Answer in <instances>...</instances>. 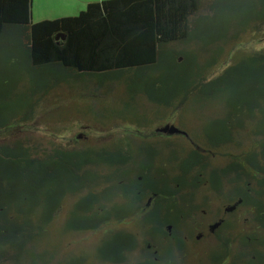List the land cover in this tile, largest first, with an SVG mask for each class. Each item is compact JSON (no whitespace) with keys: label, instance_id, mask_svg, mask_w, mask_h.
<instances>
[{"label":"trees","instance_id":"16d2710c","mask_svg":"<svg viewBox=\"0 0 264 264\" xmlns=\"http://www.w3.org/2000/svg\"><path fill=\"white\" fill-rule=\"evenodd\" d=\"M32 5L0 0V264H57L58 258V264H121L128 253L119 248L123 236L134 230L130 220L140 218L139 229L167 223L128 217L121 209L123 173L129 193L137 181L135 158L145 161L141 149L121 156L114 146L107 158L98 137L82 134L85 141L75 140L82 145L71 147L52 132L41 139L28 135L33 132L25 122L39 109L58 129L53 99H47L59 97L60 85L76 83L65 91L77 99L86 84L124 87L121 120L139 128L173 117L182 126L196 124V134L213 135L218 127L208 119H235L242 127L235 133L245 136L220 142L221 181L243 183L264 174V49H246L264 38V0H102L76 16L38 22ZM139 97L158 106L153 118L138 115ZM87 112L84 119L97 131L112 126ZM173 179L182 182L176 174ZM169 223L179 228L180 222ZM256 225L252 263L264 264V222ZM52 228L65 238L102 237L53 248ZM234 228L240 227H221ZM245 240L234 238L225 251L233 264L245 263Z\"/></svg>","mask_w":264,"mask_h":264},{"label":"flooded vegetation","instance_id":"af4514ba","mask_svg":"<svg viewBox=\"0 0 264 264\" xmlns=\"http://www.w3.org/2000/svg\"><path fill=\"white\" fill-rule=\"evenodd\" d=\"M172 118L150 120L133 129L134 134H105L101 138L107 158L114 146L121 156L136 149L145 155L141 164L135 158L137 181L129 193L124 187L131 182L123 173L121 209L129 213L128 217L167 222L164 229L125 233L119 248L128 253L122 256L121 264H233L225 251L232 249L234 238L246 239L250 251L244 264H253L252 249L260 238L256 222H264V174L243 183L222 182L218 168L222 160L220 142L244 137L235 133L242 132L241 123L231 118L208 119L219 132L196 134V124L182 126ZM173 126L178 131L171 133ZM228 130L232 133H226ZM82 137L79 134L78 138ZM201 140L216 143L202 147L198 143ZM227 158L233 167V156ZM175 174L182 182H174ZM169 221L180 222L179 228L173 229ZM237 223L246 230L221 229Z\"/></svg>","mask_w":264,"mask_h":264},{"label":"rangeland","instance_id":"374dc122","mask_svg":"<svg viewBox=\"0 0 264 264\" xmlns=\"http://www.w3.org/2000/svg\"><path fill=\"white\" fill-rule=\"evenodd\" d=\"M97 1H102V0H74L72 8H70L72 11L71 15L68 16H76L86 8V5L90 2H97ZM33 17V16H32ZM67 17V16H65ZM247 50H262L264 49V38L260 41L254 40L250 41L248 45L246 46ZM69 86L66 85H60L59 92V97L57 98H48L47 101L52 100L53 106L52 109L55 111L51 115L54 120H58L59 123H56L58 126V129L55 127V125H48L44 122L43 111L42 109L37 110L38 113L35 114L33 118L30 120L26 121L25 124L29 127H31L30 132H33L32 134H28L30 136H33L34 138H42L44 134H49L52 132L53 134L56 135V138L59 141H62L65 144H68L71 147H79L82 144L81 143H76V139H78L79 134H84L87 135L90 139L93 137H98V139H101L104 137L105 134H119V133H133V129L136 127L134 125H129L128 122H123L121 118L123 115L120 114L122 111V107L124 104L127 102V93L124 87H119L117 84L110 83V87H108L106 84L101 85L98 88L97 86L91 87L85 85V88H81L80 90V98H73L72 95L69 97L70 93H67L65 89H70L71 91L75 89L78 85H73V84H68ZM120 85V84H119ZM72 86V87H71ZM98 89V90H97ZM102 91L105 94H107V97H102L100 94L95 93ZM70 92V91H69ZM91 92V93H90ZM90 93L91 98L95 100L96 102H92L89 104L90 101H88V98L83 99V97H86ZM126 99V100H125ZM125 100V101H124ZM139 104L138 105V115L142 117H148L153 118L155 115L154 112L157 111L158 106H153L149 104V102L145 99H142V97H139L138 99ZM89 105V106H87ZM76 106V107H75ZM87 106V107H85ZM153 107H157L156 109ZM90 109V112L93 114V117L99 118L102 123H109L110 127H108L105 130L97 131L96 129L92 128L91 125L88 124V121L84 119V114L87 115V111ZM151 109H155L153 111H150ZM149 112V114H148ZM133 116V115H131ZM71 121V123H69ZM87 121V122H86ZM68 123V124H67ZM92 123V122H89ZM53 129H51V128ZM139 128V127H137ZM101 129V128H100ZM57 131V132H56ZM27 134H25L26 136ZM45 137V136H44ZM84 137H82L79 140H83ZM85 141V139H84ZM140 219V218H139ZM139 219H133L128 222V226L131 229H139V225L137 224L136 220ZM63 217L60 218L59 223H62ZM58 223V226H59ZM237 225H239L237 223ZM237 227V226H236ZM240 228H234L236 229H243L241 225H239ZM59 229H62V225L58 227ZM118 229V226H113L112 229ZM55 228H52V231L50 232L49 236V244L53 248H57L58 242L60 243L61 246L66 247V243H71V245L74 247L76 245H81L82 243L85 242V239L87 237L91 238V241L87 242V245L91 244L92 242L98 243L99 240L102 237V233H97L92 235L91 233H86L85 235H74L72 237L69 235L68 237L66 236L67 240L65 237L61 236L60 233L55 234ZM53 232V233H52ZM65 252V251H64ZM60 261V258L57 259L56 263L58 264Z\"/></svg>","mask_w":264,"mask_h":264},{"label":"crops","instance_id":"0c3cea01","mask_svg":"<svg viewBox=\"0 0 264 264\" xmlns=\"http://www.w3.org/2000/svg\"><path fill=\"white\" fill-rule=\"evenodd\" d=\"M72 1L74 0H33V20L38 22L71 15Z\"/></svg>","mask_w":264,"mask_h":264},{"label":"water","instance_id":"95a60500","mask_svg":"<svg viewBox=\"0 0 264 264\" xmlns=\"http://www.w3.org/2000/svg\"><path fill=\"white\" fill-rule=\"evenodd\" d=\"M176 131H178V129L175 128L174 126H173L172 129L170 130L171 133H172V132H176ZM217 226H218V224H216L213 228H215V227H217Z\"/></svg>","mask_w":264,"mask_h":264}]
</instances>
